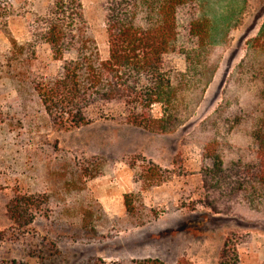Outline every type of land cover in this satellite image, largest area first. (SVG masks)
<instances>
[{
  "label": "rangeland",
  "instance_id": "obj_1",
  "mask_svg": "<svg viewBox=\"0 0 264 264\" xmlns=\"http://www.w3.org/2000/svg\"><path fill=\"white\" fill-rule=\"evenodd\" d=\"M81 2L101 35L106 0ZM198 8H183L184 27ZM200 9L216 74L192 117L164 135L130 125L116 107L86 127L60 128L32 85L59 63L47 46L28 50L20 12L8 26L0 20V264H264V217L205 204L202 171L216 151L201 126L225 94L233 102L232 75L264 25V0H200ZM171 63L185 71L183 52ZM245 131L227 143L246 145Z\"/></svg>",
  "mask_w": 264,
  "mask_h": 264
},
{
  "label": "trees",
  "instance_id": "obj_2",
  "mask_svg": "<svg viewBox=\"0 0 264 264\" xmlns=\"http://www.w3.org/2000/svg\"><path fill=\"white\" fill-rule=\"evenodd\" d=\"M187 5L199 8L184 27L181 11ZM16 12L28 22V50L35 54L47 46L59 63L54 74L35 76L32 85L63 129L107 119L116 107L134 127L175 133L199 108L216 74L212 24L200 0H106L101 35L86 19L81 0H0L5 26ZM178 49L184 54L183 72L171 63ZM231 84L233 102L225 94L201 124L210 132L206 149L216 151L211 167L202 171L204 201L215 214L245 210L264 217V25ZM242 127L246 145L228 144L230 134ZM221 130L226 142L215 150Z\"/></svg>",
  "mask_w": 264,
  "mask_h": 264
}]
</instances>
